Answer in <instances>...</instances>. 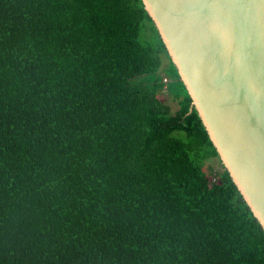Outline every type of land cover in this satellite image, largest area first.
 I'll return each mask as SVG.
<instances>
[{"label":"trees","instance_id":"trees-1","mask_svg":"<svg viewBox=\"0 0 264 264\" xmlns=\"http://www.w3.org/2000/svg\"><path fill=\"white\" fill-rule=\"evenodd\" d=\"M0 155V264H264L143 0H0Z\"/></svg>","mask_w":264,"mask_h":264},{"label":"water","instance_id":"water-1","mask_svg":"<svg viewBox=\"0 0 264 264\" xmlns=\"http://www.w3.org/2000/svg\"><path fill=\"white\" fill-rule=\"evenodd\" d=\"M214 142L264 228V0H143Z\"/></svg>","mask_w":264,"mask_h":264},{"label":"rangeland","instance_id":"rangeland-1","mask_svg":"<svg viewBox=\"0 0 264 264\" xmlns=\"http://www.w3.org/2000/svg\"><path fill=\"white\" fill-rule=\"evenodd\" d=\"M165 102L171 104L172 108L174 111H176V109H178L179 105L177 103V101L173 98V96H171L170 94H168L167 92L164 93L163 98H162ZM209 164H213L215 166H219V162L216 159H212L208 162Z\"/></svg>","mask_w":264,"mask_h":264},{"label":"bare ground","instance_id":"bare-ground-1","mask_svg":"<svg viewBox=\"0 0 264 264\" xmlns=\"http://www.w3.org/2000/svg\"><path fill=\"white\" fill-rule=\"evenodd\" d=\"M2 151V150H1ZM1 156V155H0ZM6 162V161H5ZM1 164V163H0ZM10 164V163H9ZM9 164H7V165H9ZM15 167V166H14ZM11 169H12V167H10ZM8 172V171H7ZM10 172V171H9ZM12 172V171H11ZM14 173H16V172H14ZM3 174V173H2ZM12 174V173H11ZM27 174V173H26ZM8 175V174H7ZM20 176V175H19ZM19 176H17V177H19ZM5 178V177H4ZM10 178V177H9ZM25 178V177H24ZM19 179V178H18ZM11 180V179H10ZM25 181H26V179H24ZM17 181V180H16ZM23 181V180H22ZM4 182H7V181H4ZM11 182V181H10ZM12 182H13V180H12ZM21 183V182H20ZM23 183V182H22ZM26 183V182H25ZM29 183V182H28ZM2 184V183H1ZM31 185H32V183H31ZM17 186H18V183H17ZM33 186V185H32ZM2 187V186H1ZM36 187H37V185H36ZM30 188V187H29ZM33 188V187H32ZM6 189V188H5ZM34 189V188H33ZM21 190V189H20ZM24 190H25V187H24ZM30 190H32V189H30ZM26 192H27V190H26ZM32 192V191H31ZM34 192H35V190H34ZM38 192V191H37ZM6 193V192H5ZM20 194V193H19ZM25 194V193H24ZM7 195V194H6ZM30 195V194H29ZM36 195H37V193H36ZM16 196H17V194H16ZM32 196V195H31ZM33 196H35V194L33 195ZM18 198V197H17ZM28 198V197H27ZM36 198V197H35ZM33 199V198H32ZM31 200V199H30ZM29 200V201H30ZM32 201V200H31ZM3 202V201H2ZM13 202H15V201H13ZM20 202V201H19ZM36 204V203H35ZM19 205V204H18ZM6 206V205H5ZM11 206V205H10ZM34 208V207H33ZM10 210V209H9ZM18 210V209H17ZM34 210V209H33ZM1 211V210H0ZM11 211V210H10ZM41 211V210H40ZM28 212V211H27ZM30 212V211H29ZM3 213V212H2ZM26 213V212H25ZM16 214V213H15ZM40 214V213H39ZM38 214V215H39ZM26 215H27V213H26ZM2 216V215H1ZM9 217V216H8ZM15 217V216H14ZM20 218V217H19ZM32 218V217H31ZM3 219V218H2ZM6 219V218H5ZM44 219V218H43ZM28 220V219H27ZM34 220V219H33ZM1 221V220H0ZM41 221V220H40ZM46 224V223H45ZM3 225V224H2ZM24 225V224H23ZM26 225V224H25ZM36 226V225H35ZM29 227V226H28ZM40 227V226H39ZM38 227V228H39ZM35 228V227H34ZM27 229V228H26ZM32 230H33V228H32ZM10 231V230H9ZM41 231H42V229H41ZM2 234V233H1ZM10 234H11V232H10ZM13 234V233H12ZM50 234V233H49ZM48 237V236H47ZM9 238V237H8ZM49 241V240H48ZM47 241V242H48ZM3 244V243H2ZM18 244H19V242H18ZM29 244V243H28ZM31 244V243H30ZM1 245V244H0ZM39 245V244H38ZM2 246V245H1ZM13 248H14V246H13ZM21 248H23V247H21ZM30 248V247H29ZM41 248V247H40ZM39 248V249H40ZM18 249V248H17ZM21 250V249H20ZM38 250V249H37ZM49 250V249H48ZM18 253V252H17ZM24 253V252H23ZM15 254V253H14ZM26 254V253H25ZM34 256V255H33ZM14 257V256H13ZM19 257V256H18ZM41 257V256H40ZM16 258V257H15ZM24 259V258H23ZM48 259V258H47ZM35 260V259H34Z\"/></svg>","mask_w":264,"mask_h":264},{"label":"built area","instance_id":"built-area-1","mask_svg":"<svg viewBox=\"0 0 264 264\" xmlns=\"http://www.w3.org/2000/svg\"><path fill=\"white\" fill-rule=\"evenodd\" d=\"M164 80L167 81L168 79L165 77ZM214 180H215V179H214Z\"/></svg>","mask_w":264,"mask_h":264}]
</instances>
